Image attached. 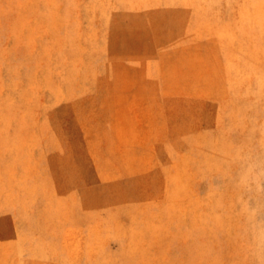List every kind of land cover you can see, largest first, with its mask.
I'll list each match as a JSON object with an SVG mask.
<instances>
[{
	"label": "rangeland",
	"instance_id": "1",
	"mask_svg": "<svg viewBox=\"0 0 264 264\" xmlns=\"http://www.w3.org/2000/svg\"><path fill=\"white\" fill-rule=\"evenodd\" d=\"M264 0H0V264H258Z\"/></svg>",
	"mask_w": 264,
	"mask_h": 264
},
{
	"label": "clouds",
	"instance_id": "2",
	"mask_svg": "<svg viewBox=\"0 0 264 264\" xmlns=\"http://www.w3.org/2000/svg\"><path fill=\"white\" fill-rule=\"evenodd\" d=\"M238 183L248 192L264 191V164L259 159L247 158L244 170L239 174ZM243 211L247 219L248 229L255 231L262 242L261 247L250 251V255L258 264H264V218L261 217L260 207L253 208L246 204Z\"/></svg>",
	"mask_w": 264,
	"mask_h": 264
}]
</instances>
